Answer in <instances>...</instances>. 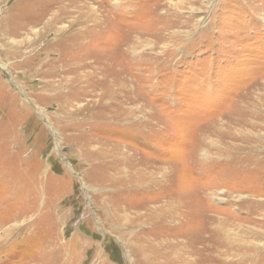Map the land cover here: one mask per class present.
Returning a JSON list of instances; mask_svg holds the SVG:
<instances>
[{
    "label": "rangeland",
    "instance_id": "rangeland-1",
    "mask_svg": "<svg viewBox=\"0 0 264 264\" xmlns=\"http://www.w3.org/2000/svg\"><path fill=\"white\" fill-rule=\"evenodd\" d=\"M51 1L0 0V264H219L214 220L232 264H264V160L218 154L241 111L264 146V0H64L87 37L39 25L13 56L16 13ZM79 72L76 100L56 86Z\"/></svg>",
    "mask_w": 264,
    "mask_h": 264
},
{
    "label": "bare ground",
    "instance_id": "bare-ground-1",
    "mask_svg": "<svg viewBox=\"0 0 264 264\" xmlns=\"http://www.w3.org/2000/svg\"><path fill=\"white\" fill-rule=\"evenodd\" d=\"M64 0H54L53 2L51 1V4H46L45 5H38L36 7L33 8H24L23 11H19L18 13H16L17 15L15 16L16 21H14V26H12L13 28H11L9 31H5L6 35L8 37V39L10 40V45H11V49H13L14 53L13 56L19 55L20 53H23L25 50H27L28 47H33L41 38V36H43L42 33V27L39 28V25H43L44 28V34L46 32H48L49 30H51L54 33V36H61L62 35V42H60L58 44V47H66V45L68 43H70L71 40L78 38L77 36H79L80 33H83L84 35L88 34L89 30L86 29H82L79 30L77 29L76 31V27H75V23H77V17L73 16V14L71 15V11H69V13L64 10H59V7H56V10H54V6L58 5L59 3L63 2ZM75 1V0H74ZM41 2V1H40ZM45 2V1H44ZM72 3V2H71ZM53 4V5H52ZM65 4V3H64ZM22 5V4H21ZM50 5V6H49ZM60 5V4H59ZM45 6V8H44ZM49 6V7H48ZM65 6V5H63ZM64 9V8H63ZM66 9V8H65ZM60 11V12H59ZM75 15V14H74ZM70 17H72V20L70 22L69 25H67V28H70V32H68L69 30H67V28L65 29L64 26H62V23L64 21H66L68 18L70 19ZM83 17V16H82ZM12 18V17H11ZM11 23V22H10ZM81 24V23H80ZM51 32V33H52ZM90 32V31H89ZM58 38V37H57ZM79 39V38H78ZM84 39V38H83ZM82 39V40H83ZM80 40V39H79ZM80 42V41H79ZM9 45V46H10ZM80 45V44H79ZM79 47V46H78ZM77 48V47H76ZM61 50V49H60ZM64 51V50H63ZM61 58V57H59ZM69 58V57H68ZM66 61V60H65ZM71 62V61H70ZM64 64V63H63ZM66 64V63H65ZM47 66L51 67L53 66L51 63H48ZM55 66V65H54ZM69 67V66H68ZM78 68H83V66L79 65ZM48 71V72H47ZM49 71H51V69L49 68V70H45L44 74L48 75V73H50ZM68 74V75H67ZM67 76H64L60 79V82L58 84V86H56V88L59 89H64L66 88L67 85H71L72 88L69 90L72 92V94H75L74 98L77 99H81L83 96L88 95L89 93L91 94V88L92 86L89 85V88L86 87H79V90L77 91L76 89H78L77 87V83H81L84 82L85 80L89 78H91L92 80L94 79L92 77V73H88L87 72H79L77 75V78H70L69 73H67ZM73 74V73H72ZM91 75V76H90ZM76 88V89H75ZM240 110V109H239ZM241 111V110H240ZM242 114H244V116H240L243 118H239L236 119V124L234 125L235 128H238L237 130H230L228 133L224 134L225 139H229L226 140L227 142H225L226 144L224 145V147L219 148L218 154L221 157L220 160L225 162H228V164H232V163H236L234 161H240V160H236L237 158H246L249 157L251 154V158L254 159H263L264 160V146L263 144L261 145L262 142H260L255 136L254 134H252L254 132V128L255 125L251 119H247V116L251 117V118H255L256 116H259V114L255 111H241ZM238 113V112H237ZM239 117V116H238ZM234 118V117H233ZM257 118V117H256ZM255 120V119H254ZM234 131V132H233ZM223 136V135H222ZM203 140V139H202ZM197 150V148L195 149ZM109 151V152H108ZM107 150H100L98 153H96L95 155H92V162L98 161V165L100 167H102L101 165L103 164V168L105 170H109L113 169L115 170L117 167L119 168L120 163L117 164V162H114V160L116 161L117 159H119V155H115L113 153L112 150L108 149ZM126 153V152H125ZM196 151H195V156H196ZM123 160H126V156L123 154L122 155ZM194 156V159H195ZM207 156V155H206ZM236 157V158H235ZM112 158V159H111ZM154 158V157H153ZM152 158V159H153ZM208 158V157H207ZM151 159V158H149ZM253 159V160H254ZM120 162L122 159H119ZM196 160L198 161V156L196 157ZM252 160V159H251ZM195 161V162H197ZM221 161V162H222ZM255 161V160H254ZM113 163V165L109 164V163ZM126 162V161H125ZM137 162V161H136ZM169 162V161H168ZM262 162V160L260 161ZM138 163V162H137ZM150 163V162H149ZM254 163V162H252ZM122 164V163H121ZM126 164V163H125ZM128 164V163H127ZM144 164V163H143ZM148 164V163H147ZM146 164V165H147ZM151 164V163H150ZM226 164V163H225ZM237 164V163H236ZM130 165V164H129ZM128 167V166H127ZM263 167V166H262ZM121 168V167H120ZM129 168V167H128ZM134 168V167H133ZM162 168V167H160ZM159 168V169H160ZM261 168V166H260ZM259 168V169H260ZM157 170V169H156ZM162 170V169H161ZM121 171V169H120ZM136 171V170H135ZM155 171V170H154ZM117 172V170H116ZM130 172V171H129ZM170 172V171H169ZM153 173V172H152ZM156 173V172H154ZM167 173V172H166ZM262 173V172H261ZM135 174V173H134ZM107 175L105 174V177ZM121 176V175H120ZM125 176V175H123ZM134 176V175H133ZM133 176H130L128 174V171L126 172V176H125V180L123 181L124 184L126 186L129 187V185L134 184L135 186H139L137 184L136 181H134ZM140 176V174L138 175ZM113 178V177H111ZM140 178H142L140 176ZM164 178V177H163ZM143 179V178H142ZM168 180V178H166ZM116 180V179H115ZM118 180V179H117ZM170 180V178H169ZM168 180V181H169ZM105 181V180H104ZM106 181H109V178L106 177ZM119 181V180H118ZM139 181V180H138ZM141 181V180H140ZM146 181V180H145ZM115 181L112 180V183H114ZM151 182V181H150ZM118 183V182H117ZM140 184V182H139ZM146 184V183H145ZM150 185V183H149ZM165 184H163L164 186ZM147 186V185H146ZM167 186V185H166ZM123 188V187H122ZM158 188V187H157ZM153 189V188H152ZM168 195V194H167ZM182 195V194H181ZM174 197V196H173ZM179 198V197H178ZM177 198V199H178ZM184 198V197H182ZM169 200V199H168ZM179 200V199H178ZM107 204V203H106ZM108 205V204H107ZM167 211V209H166ZM152 213V212H151ZM148 215V216H147ZM142 216H144L143 221L147 222L148 220L151 219V214L147 211L146 213H144ZM147 216V217H146ZM165 217L166 216L165 214ZM142 221H140L141 223ZM172 222V220H171ZM139 222L136 223L133 226H139L140 225ZM213 223H215L214 228L213 226L211 229L214 231L213 233L215 234V236H213V241L215 243L219 244L223 247L222 250H219L218 252H221L218 257H216L219 260V264H232V262L229 261L230 258H234L235 256H237V248H236V244L235 242H233V240L231 238H229V236L231 235L230 231L228 229H226L224 227V225L222 224V222H218V221H213ZM132 224V223H131ZM142 225V224H141ZM206 232V231H205ZM187 234V233H186ZM212 235V234H211ZM185 236V235H184ZM188 237V236H187ZM205 237V236H204ZM212 237V236H211ZM203 239V238H202ZM192 240V239H191ZM203 241V240H202ZM186 243V242H185ZM159 244V243H158ZM170 244V243H169ZM181 244V243H180ZM204 244V243H203ZM170 246V245H169ZM209 246V245H208ZM207 246V247H208ZM217 246V245H216ZM142 247V245H141ZM163 247V246H162ZM183 247V246H182ZM210 247V246H209ZM214 247V246H212ZM148 248V247H147ZM146 248V249H147ZM176 248V247H175ZM185 248V247H184ZM203 248V247H202ZM205 248V247H204ZM211 248V247H210ZM218 248V247H217ZM151 249V248H150ZM161 249V248H160ZM159 249V250H160ZM166 249V248H165ZM187 249V248H186ZM145 250V249H143ZM141 251V250H140ZM147 251V250H146ZM150 251V250H149ZM157 252V251H155ZM153 252V254L155 253ZM173 254L172 257L168 258L167 264H173L175 263L174 258H176L177 253L179 252V250H176L173 248ZM140 253V252H139ZM150 253V252H149ZM158 253V252H157ZM198 253V252H197ZM200 253V252H199ZM205 253V251H204ZM219 254V253H218ZM217 254V255H218ZM200 255V254H199ZM214 255V254H213ZM145 256V255H144ZM164 256V255H163ZM207 256V255H206ZM212 256V255H211ZM216 256V255H215ZM148 257V256H147ZM161 257V255H160ZM204 258V257H203ZM206 258V257H205ZM215 258V257H213ZM147 259V258H146ZM157 259V258H155ZM177 259V258H176ZM153 260V259H152ZM151 260V261H152ZM158 260V259H157ZM192 260V259H191ZM215 260V259H214ZM154 261V260H153ZM178 261H180V263L182 262L183 264H188L186 263V261H183L180 259V257L178 258ZM236 261V260H234ZM155 262V261H154ZM177 262V261H176ZM179 263V264H180ZM200 263V261H199ZM205 263V262H204ZM154 264V263H153ZM155 264H163V262L160 260L158 263L156 262ZM178 264V263H177ZM207 264V263H205ZM210 264H213L212 262H210ZM247 264V263H246Z\"/></svg>",
    "mask_w": 264,
    "mask_h": 264
}]
</instances>
